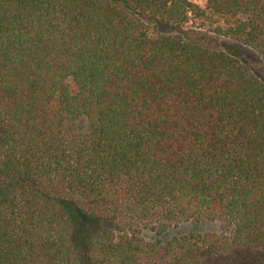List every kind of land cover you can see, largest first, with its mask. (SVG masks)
Instances as JSON below:
<instances>
[{
    "label": "trees",
    "instance_id": "1",
    "mask_svg": "<svg viewBox=\"0 0 264 264\" xmlns=\"http://www.w3.org/2000/svg\"><path fill=\"white\" fill-rule=\"evenodd\" d=\"M190 23L264 62V0H0V264H264V82Z\"/></svg>",
    "mask_w": 264,
    "mask_h": 264
},
{
    "label": "rangeland",
    "instance_id": "2",
    "mask_svg": "<svg viewBox=\"0 0 264 264\" xmlns=\"http://www.w3.org/2000/svg\"><path fill=\"white\" fill-rule=\"evenodd\" d=\"M193 4L200 7H204L206 0H190ZM183 28L185 32H188L191 36L195 37L197 41L204 44L205 46L214 49L222 50L240 59L246 64L253 72L264 82V62L262 59L249 47L237 44L227 38L218 36L208 30L207 28L197 27L196 24L190 23ZM170 29L161 28V32H168ZM222 228L219 224L209 221H188L182 223L176 228H170L163 238L166 239L168 236L173 234L181 233H202V232H214L220 231Z\"/></svg>",
    "mask_w": 264,
    "mask_h": 264
}]
</instances>
